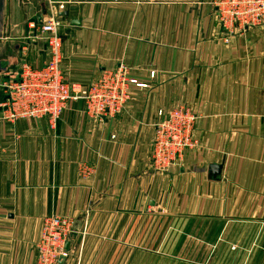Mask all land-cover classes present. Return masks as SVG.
Here are the masks:
<instances>
[{
    "label": "crops",
    "instance_id": "crops-1",
    "mask_svg": "<svg viewBox=\"0 0 264 264\" xmlns=\"http://www.w3.org/2000/svg\"><path fill=\"white\" fill-rule=\"evenodd\" d=\"M70 1L0 0V88L47 62L50 14L70 84L121 71L142 86L100 116L71 100L53 128L0 111V264H37L53 215L73 221L60 264H264V21L224 26L218 0ZM178 105L194 146L156 171L158 112Z\"/></svg>",
    "mask_w": 264,
    "mask_h": 264
},
{
    "label": "built area",
    "instance_id": "built-area-1",
    "mask_svg": "<svg viewBox=\"0 0 264 264\" xmlns=\"http://www.w3.org/2000/svg\"><path fill=\"white\" fill-rule=\"evenodd\" d=\"M56 2L66 0H55ZM67 2H71L67 0ZM217 14L224 26L254 27L264 21V0H218ZM60 17L50 14L40 26L47 47L48 60L42 66L22 62L17 79L4 84L6 96L0 109L7 119H41L53 128L71 100L83 99L94 116L122 110L131 84L142 86L121 71L106 73L86 91L70 84L62 75V38L58 33ZM159 122L151 146V162L156 171H166L179 163L194 146L193 129L196 115L185 105L168 111L160 110ZM73 230L68 217L44 218L35 245L37 264H60L67 258L66 242ZM63 258V259H62Z\"/></svg>",
    "mask_w": 264,
    "mask_h": 264
},
{
    "label": "rangeland",
    "instance_id": "rangeland-1",
    "mask_svg": "<svg viewBox=\"0 0 264 264\" xmlns=\"http://www.w3.org/2000/svg\"><path fill=\"white\" fill-rule=\"evenodd\" d=\"M18 77V76H17ZM17 79V78H16ZM142 84V83H141ZM4 94H6V91L4 90V88H0V104H2V102L4 101ZM6 96V95H5ZM1 111V109H0ZM152 163V162H151ZM153 166V165H152ZM154 168V167H153ZM212 227L213 228H217V225H214V224H210V223H205L203 224V230H204V234L203 235H208V239L211 236V230H212ZM220 227V225L218 226ZM206 237V236H204ZM204 262V261H203ZM136 264H146V258H139V263L137 262V260L135 261ZM130 264V263H129ZM171 264H192V263H184V262H178V261H171ZM204 264H210V263H207L205 262Z\"/></svg>",
    "mask_w": 264,
    "mask_h": 264
},
{
    "label": "water",
    "instance_id": "water-1",
    "mask_svg": "<svg viewBox=\"0 0 264 264\" xmlns=\"http://www.w3.org/2000/svg\"><path fill=\"white\" fill-rule=\"evenodd\" d=\"M68 12L69 11L66 10V11L62 12L60 14V16H67ZM72 24H79V21L78 20H72ZM40 25H41V23L40 24H38V23L35 24V26H40ZM220 169H221V166H219V165H211L210 168H209V171L212 172V173H218V171H220ZM66 249H68L67 248V244H66Z\"/></svg>",
    "mask_w": 264,
    "mask_h": 264
}]
</instances>
